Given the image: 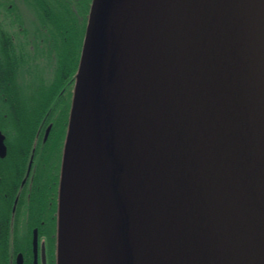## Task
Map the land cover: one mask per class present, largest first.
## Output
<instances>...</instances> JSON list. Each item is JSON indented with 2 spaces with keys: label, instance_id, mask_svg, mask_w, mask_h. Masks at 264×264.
<instances>
[{
  "label": "water",
  "instance_id": "water-1",
  "mask_svg": "<svg viewBox=\"0 0 264 264\" xmlns=\"http://www.w3.org/2000/svg\"><path fill=\"white\" fill-rule=\"evenodd\" d=\"M58 203L57 264H264V0H92Z\"/></svg>",
  "mask_w": 264,
  "mask_h": 264
},
{
  "label": "flooded vegetation",
  "instance_id": "flooded-vegetation-1",
  "mask_svg": "<svg viewBox=\"0 0 264 264\" xmlns=\"http://www.w3.org/2000/svg\"><path fill=\"white\" fill-rule=\"evenodd\" d=\"M34 5L35 0H0V264H56L67 83L44 111L29 114L24 107L39 105L36 90L55 83L67 42L32 33L33 25L52 23ZM33 55L36 64L28 61Z\"/></svg>",
  "mask_w": 264,
  "mask_h": 264
},
{
  "label": "trees",
  "instance_id": "trees-1",
  "mask_svg": "<svg viewBox=\"0 0 264 264\" xmlns=\"http://www.w3.org/2000/svg\"><path fill=\"white\" fill-rule=\"evenodd\" d=\"M91 0H67V3L54 4L53 0H35V8H40L42 11V18L48 19L52 22L50 25L44 27L34 26L32 33L35 36L44 35L51 40L53 36L66 39L67 46L62 48L61 56L58 59L57 73L55 74V83L49 88H38L36 90L39 99L37 106H25V113L38 114L48 108L49 105L45 102L53 98L62 88L64 82L67 83V125L69 120V113L72 103L73 90L75 85V78L77 75L83 40L87 25L89 7ZM51 13V15L49 14ZM63 40V39H62ZM53 42V41H52ZM64 49L66 53L64 54ZM37 55L28 58V61L33 64ZM31 64V65H33ZM35 97V95H34ZM65 129V127H64ZM60 175V172H59ZM57 178V177H56ZM59 182L57 183L58 190ZM57 207L58 198L55 206V228L57 223ZM56 249L53 248L55 258ZM55 264V263H53Z\"/></svg>",
  "mask_w": 264,
  "mask_h": 264
},
{
  "label": "bare ground",
  "instance_id": "bare-ground-1",
  "mask_svg": "<svg viewBox=\"0 0 264 264\" xmlns=\"http://www.w3.org/2000/svg\"><path fill=\"white\" fill-rule=\"evenodd\" d=\"M84 221H85V219H82L81 224L85 223ZM84 241H86V244H87V249L85 251V263L90 264V260H92V258H93V253L91 250V247H92L91 240L88 238L85 239V237H84ZM60 248H61V244H60Z\"/></svg>",
  "mask_w": 264,
  "mask_h": 264
}]
</instances>
